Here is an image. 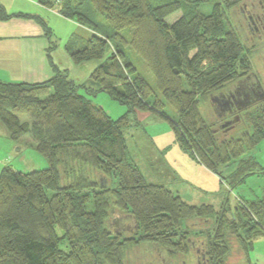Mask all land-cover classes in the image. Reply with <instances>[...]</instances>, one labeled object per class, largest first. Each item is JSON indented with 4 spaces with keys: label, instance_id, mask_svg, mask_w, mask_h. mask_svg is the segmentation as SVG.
Masks as SVG:
<instances>
[{
    "label": "trees",
    "instance_id": "obj_1",
    "mask_svg": "<svg viewBox=\"0 0 264 264\" xmlns=\"http://www.w3.org/2000/svg\"><path fill=\"white\" fill-rule=\"evenodd\" d=\"M41 4L93 32L87 40L73 36L65 51L75 65L96 61L97 66L80 86L54 64L50 52L49 80L0 81V121L11 140L30 139L49 163L29 173L11 165L0 171V264H127L128 249L142 244L187 257L194 231L186 224L194 220L213 222V228L199 231L207 235L200 245L207 264H227L230 237L252 264L250 252L264 237V191L256 199H240L233 210L229 199L219 211L190 205L165 186L148 183L125 140L132 115L145 112L170 121L179 145L212 172L254 150L264 139V104L241 116L251 133L223 141L220 131L231 127L216 130L201 110L207 96L251 74L250 51L239 36L225 28L217 10L191 11L187 0ZM179 11L183 16L169 24L168 17ZM13 17L32 18L11 15L0 4L1 20ZM33 19L52 41L47 23ZM130 52L147 65L156 88L139 73ZM82 89L91 96L107 93L128 107L127 114L113 120ZM167 106L178 122L167 117ZM23 115L30 121L22 122ZM253 162L241 160L228 175L231 190L257 173ZM118 216L135 219L133 234L111 228Z\"/></svg>",
    "mask_w": 264,
    "mask_h": 264
},
{
    "label": "rangeland",
    "instance_id": "obj_2",
    "mask_svg": "<svg viewBox=\"0 0 264 264\" xmlns=\"http://www.w3.org/2000/svg\"><path fill=\"white\" fill-rule=\"evenodd\" d=\"M187 1V9L191 11L211 15L217 10V14L222 16L225 28L237 34L231 25L232 17L230 9L233 11L236 7L232 8L233 5L230 4V1L234 0ZM182 16L183 11H179L168 17L167 22L173 24ZM43 18L50 27H53V41L60 48L67 43L69 36L73 34L83 35V37L88 39L93 35V32L84 27V30L89 33L87 36L84 33L76 32L75 27L71 23L55 15L48 16L47 14H43ZM247 46L248 49L252 50L249 53V58L251 70L255 76L254 80L264 90V60L262 53L264 43L257 41L256 46L251 47L250 43H247ZM130 58L139 73L153 88H156L155 77L149 71L147 65L135 53L130 52ZM60 61H63L62 58ZM94 65H97L96 61L78 65V67L69 71V78L74 80L77 85L83 86L88 82H84V80L91 73ZM259 71L263 73L261 74ZM235 84L236 82L226 85L220 92H226ZM80 92L88 97L93 104L103 108L113 120L119 119L128 112L126 105L112 99L105 92H100L96 96L88 95L86 93L88 92L87 89H82ZM219 93H213L201 101L203 115L209 118V121L213 123L216 130H219V126L221 128L231 127L227 132L222 133L220 131L219 139L222 141L224 139H238L244 133H251L253 131L252 126L241 120V116L244 112L254 110L264 104V98L260 100L258 98L252 99V102H249L246 108L238 110V116L234 119L233 116L235 117L236 115H233L229 111L222 113V111L218 110L224 117H219L217 114L216 104L212 102L211 98L218 96ZM166 113L169 119L178 122V116L172 107L167 106ZM135 118L138 121H135ZM131 119V126L125 130V140L129 156L136 163L148 183L165 186L190 205H212L218 211L228 199L233 210L239 204L240 199L250 201L262 196L264 191V139L254 150L245 152L232 164L221 166L217 171L212 172L201 164L190 151H186L179 145L170 121L162 119L155 114L145 112H137L135 116L132 115ZM21 120L22 122L30 121V118L27 115H23L21 116ZM228 123L230 124L227 125ZM225 124L227 125L226 127H224ZM14 144L22 148L23 151L20 155L19 153H15L12 156L9 163L12 167L23 173L49 167L47 159L37 151L30 139L26 138ZM245 159H253V163H256L255 169L257 173L249 175L243 183L231 190L228 183V175L239 166L241 160ZM186 225H189L190 229L194 231L189 235L192 243H190L191 251L187 257L178 256V258H175L167 250L142 244L128 249L125 258L127 264H207L203 255L205 251L200 246L207 239V235L200 232L213 228L212 220H194L190 221V223L188 222ZM110 226L115 232L128 235L133 234L136 229L135 222L129 216L122 217V219H112ZM230 238L231 252L227 259V264H248L245 252L238 241L235 238ZM250 259L252 264H264V237L254 243V248L250 252Z\"/></svg>",
    "mask_w": 264,
    "mask_h": 264
},
{
    "label": "crops",
    "instance_id": "obj_3",
    "mask_svg": "<svg viewBox=\"0 0 264 264\" xmlns=\"http://www.w3.org/2000/svg\"><path fill=\"white\" fill-rule=\"evenodd\" d=\"M0 4L11 15L24 14L32 17H13L9 20L0 19L1 82L34 84L49 80L54 76V70L49 59L50 52L54 64L59 69L67 71L68 76L69 71L78 67L66 53V44L60 48L53 41V38L52 41L49 40L42 26L33 17H39L45 21L43 14H47L48 16L55 15L71 23L75 27L76 32L84 33L87 36L89 33L82 26L61 16L56 8L51 9L44 6L41 4V0H0ZM50 28L53 32V27ZM73 36L79 39H88L83 37V35L73 34L69 36L67 42ZM53 44L55 47L51 50ZM61 58L63 61H60ZM96 66L94 65L93 69L91 68V73ZM91 73L86 77L84 82L89 81ZM14 143L17 142L11 140L7 128L0 121V171L9 165L15 153H19L20 155L23 151L22 148L17 147ZM31 147L33 146L31 145Z\"/></svg>",
    "mask_w": 264,
    "mask_h": 264
},
{
    "label": "flooded vegetation",
    "instance_id": "obj_4",
    "mask_svg": "<svg viewBox=\"0 0 264 264\" xmlns=\"http://www.w3.org/2000/svg\"><path fill=\"white\" fill-rule=\"evenodd\" d=\"M230 4L233 5L232 8L236 7L233 11L230 9L231 7L229 8L232 17L231 25L244 46L248 49L247 43H250L251 47L256 46L257 41L264 43V0H234L230 1ZM262 53L264 60V49ZM259 73L263 72L259 71ZM254 78L253 71H251V74L243 77L226 92H220L215 101L217 108L222 113L229 110L230 113L236 115L233 116L236 119L239 110L238 104L246 99L247 90L250 88L254 92L258 90ZM220 119L224 121L222 118Z\"/></svg>",
    "mask_w": 264,
    "mask_h": 264
},
{
    "label": "water",
    "instance_id": "obj_5",
    "mask_svg": "<svg viewBox=\"0 0 264 264\" xmlns=\"http://www.w3.org/2000/svg\"><path fill=\"white\" fill-rule=\"evenodd\" d=\"M257 87H258L257 88L258 89L257 92H254V91L250 90L251 88L247 90L246 99L243 102L238 104L239 110H242L243 108H246L248 106V103L252 102L251 100L254 99V98H258L259 100L264 98V90H263V88L259 84H257ZM218 96L211 98V100H212V102H214V104H215V101L217 100ZM216 107H217V105H216ZM218 110L220 111V109L217 108L216 112L219 115V117H221L223 114L221 112H219ZM229 124L230 123H228L227 125H229ZM227 125L225 124L224 127H226ZM117 218L122 219V217H120V216H118ZM130 218H132V217H130ZM132 221L135 222V219L132 218ZM135 224H136V222H135Z\"/></svg>",
    "mask_w": 264,
    "mask_h": 264
}]
</instances>
